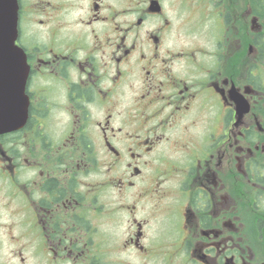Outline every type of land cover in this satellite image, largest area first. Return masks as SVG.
I'll return each instance as SVG.
<instances>
[{
  "label": "flooded vegetation",
  "instance_id": "flooded-vegetation-1",
  "mask_svg": "<svg viewBox=\"0 0 264 264\" xmlns=\"http://www.w3.org/2000/svg\"><path fill=\"white\" fill-rule=\"evenodd\" d=\"M16 2L0 264H264V0Z\"/></svg>",
  "mask_w": 264,
  "mask_h": 264
},
{
  "label": "water",
  "instance_id": "water-1",
  "mask_svg": "<svg viewBox=\"0 0 264 264\" xmlns=\"http://www.w3.org/2000/svg\"><path fill=\"white\" fill-rule=\"evenodd\" d=\"M17 36L16 0H0V74H27L23 52L15 45Z\"/></svg>",
  "mask_w": 264,
  "mask_h": 264
}]
</instances>
